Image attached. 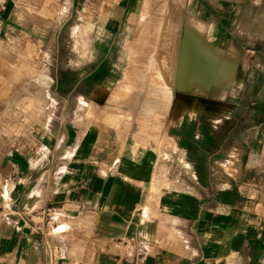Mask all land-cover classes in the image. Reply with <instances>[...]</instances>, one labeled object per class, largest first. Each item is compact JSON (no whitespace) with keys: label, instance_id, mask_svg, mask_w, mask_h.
I'll return each mask as SVG.
<instances>
[{"label":"crops","instance_id":"0c3cea01","mask_svg":"<svg viewBox=\"0 0 264 264\" xmlns=\"http://www.w3.org/2000/svg\"><path fill=\"white\" fill-rule=\"evenodd\" d=\"M134 1L127 20L136 16ZM102 21L113 34L125 29L115 14ZM101 41L90 43L88 72L51 79L48 119L34 145L0 152V264H251L250 251H264V230L249 221L241 194L207 182L199 184L203 194L163 191L154 180L164 109L178 122L176 105H165L150 79L149 62L158 59L127 54L132 42L125 37ZM132 59L139 70L130 68ZM169 62L173 68L176 56ZM191 74L204 77V64ZM48 209L56 211L54 227L41 237L28 222Z\"/></svg>","mask_w":264,"mask_h":264},{"label":"rangeland","instance_id":"374dc122","mask_svg":"<svg viewBox=\"0 0 264 264\" xmlns=\"http://www.w3.org/2000/svg\"><path fill=\"white\" fill-rule=\"evenodd\" d=\"M117 1L0 0V152L34 145L48 119L51 79L55 83L69 71L88 72L86 59L96 47L91 42L125 37L132 42L127 54L135 50L158 59L149 62L161 69L150 78L157 89L185 92L163 100L167 106L177 104L173 113L178 122H171L164 109L154 180L163 191L174 187L190 192L193 187L203 194L199 186L207 182L232 195L237 192L247 202L249 221L264 230V0H139L131 20L126 19L127 7L134 0ZM145 2L147 17L140 22ZM195 7L201 12L193 15ZM108 14H115L125 29L113 34V27L102 21ZM203 21L206 25H199ZM177 26L179 33H190L187 40L178 36ZM173 56L177 66L170 68ZM140 63L129 61L137 70ZM218 63L221 68L212 81L210 73ZM196 64L206 67L204 77L191 74ZM21 116L30 123L21 125ZM250 255L251 264H264L259 247Z\"/></svg>","mask_w":264,"mask_h":264},{"label":"bare ground","instance_id":"6f19581e","mask_svg":"<svg viewBox=\"0 0 264 264\" xmlns=\"http://www.w3.org/2000/svg\"><path fill=\"white\" fill-rule=\"evenodd\" d=\"M135 2V1H134ZM162 17V16H161ZM161 19V18H160ZM159 21H161V20H159ZM160 23V22H159ZM183 27V26H182ZM180 29V28H179ZM182 29V28H181ZM211 29V28H210ZM207 30V29H206ZM179 33V32H178ZM190 35V33L187 31V29H182L181 30V32L178 34V36H180V38L181 39H183V40H187L188 39V36ZM197 38V37H196ZM202 38V37H201ZM179 39V38H178ZM180 42V41H179ZM204 42V41H203ZM182 43V42H181ZM205 43V42H204ZM179 44V43H178ZM185 44V43H184ZM207 44V43H206ZM186 46V45H185ZM189 49H191V48H189ZM188 49V50H189ZM179 50H180V48H179ZM200 50V49H199ZM179 52V51H178ZM133 56V55H132ZM152 56V55H151ZM179 56V55H178ZM206 60H208V59H206ZM216 61V60H215ZM214 61V62H215ZM202 62V61H201ZM204 63V62H203ZM207 63V62H206ZM210 63V62H209ZM208 64V63H207ZM212 64V63H211ZM210 64V65H211ZM213 65V64H212ZM215 66H214V68H213V71L210 73V71H209V73H210V77H211V80L213 81V80H216L217 79V73L219 72V67L221 68V66H220V63H218V64H214ZM176 66H177V63H176ZM142 67H143V65H142ZM211 67V66H210ZM204 68H206V67H204ZM158 70H161V69H159V67L157 68ZM156 69V67L154 66V67H152V70H151V72H150V74H154V73H156V72H154L155 70H157ZM177 70H178V67H177ZM177 70H176V73H177ZM210 70V69H209ZM171 72H173V71H171ZM157 73H159V72H157ZM161 73V72H160ZM155 75V74H154ZM158 75V74H157ZM163 75V74H162ZM172 75H173V73H172ZM178 75V74H177ZM159 76H160V74H159ZM175 76V75H174ZM163 77H164V79H165V81H166V78H165V76L163 75ZM158 78V77H157ZM160 78V80H162L161 79V77H159ZM226 78V77H225ZM175 79H176V76H175ZM159 81V80H158ZM186 82V81H185ZM188 82V81H187ZM162 83V82H161ZM166 83H167V81H166ZM168 83H170V82H168ZM172 83V82H171ZM170 83V84H171ZM160 84V83H159ZM165 84V82L163 81V85ZM173 85H174V83H172ZM171 84V85H172ZM163 85H161V86H163ZM234 85H235V79H233L232 80V82H231V84H230V86H229V88H228V90L229 89H232L233 87H234ZM166 86V85H165ZM165 86H163V87H165ZM159 87V86H158ZM172 87V86H171ZM185 89V88H184ZM157 90H159V91H161V94H162V98H163V100H167L168 98H169V96L171 95V94H173V92H181V93H185V92H183V91H181V90H172L171 88H168V86H167V88H165V89H157ZM230 92V91H229ZM219 93V96L218 97H220L222 94H223V92L222 91H219L218 92ZM184 97V96H183ZM176 99V98H175ZM187 99V98H186ZM181 101H182V99H181ZM179 102V101H178ZM189 103V102H188ZM177 105V104H176ZM179 105V104H178ZM173 106H175V104L173 105ZM180 106V105H179ZM176 107V106H175ZM181 107V106H180ZM184 107H186V106H184ZM173 109V108H172ZM178 109H180V108H178ZM176 110V109H175ZM179 111V110H178ZM175 113V112H174ZM179 114H180V112H179Z\"/></svg>","mask_w":264,"mask_h":264},{"label":"built area","instance_id":"2783aa9c","mask_svg":"<svg viewBox=\"0 0 264 264\" xmlns=\"http://www.w3.org/2000/svg\"><path fill=\"white\" fill-rule=\"evenodd\" d=\"M34 218L39 219L38 221ZM56 218V211L54 209H48L46 211H40L37 214H33L28 222L29 229L41 237L47 236L54 227V219Z\"/></svg>","mask_w":264,"mask_h":264}]
</instances>
